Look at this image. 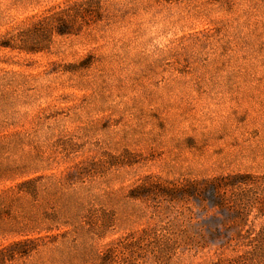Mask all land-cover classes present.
Segmentation results:
<instances>
[{
    "label": "rangeland",
    "instance_id": "374dc122",
    "mask_svg": "<svg viewBox=\"0 0 264 264\" xmlns=\"http://www.w3.org/2000/svg\"><path fill=\"white\" fill-rule=\"evenodd\" d=\"M261 210L264 0H0V264H264Z\"/></svg>",
    "mask_w": 264,
    "mask_h": 264
},
{
    "label": "trees",
    "instance_id": "16d2710c",
    "mask_svg": "<svg viewBox=\"0 0 264 264\" xmlns=\"http://www.w3.org/2000/svg\"><path fill=\"white\" fill-rule=\"evenodd\" d=\"M72 7L62 9L58 12H54L50 15L44 16L40 22H56L55 28L57 29V32L60 34H64L67 32H71L69 30L68 25L72 22V19L75 17V14L71 11ZM25 47V46H23ZM209 184H211L215 191V196H219V201L217 202L221 206H226V196L224 195L225 192L228 190V188L231 186L234 188V184H228L225 182H221V180H214L210 181ZM196 187V185H193ZM184 190V189H178V191ZM234 190V189H233ZM201 190H197V194H200ZM235 203H237V199L234 200ZM262 213H264V210H261ZM172 240V239H170ZM251 244L254 245V251L257 250L258 247L264 246V227L259 232L257 236H254L253 239L250 240ZM256 242V243H255ZM245 256L247 255H240L235 258H231L225 261L216 262L214 264H242L243 260H245Z\"/></svg>",
    "mask_w": 264,
    "mask_h": 264
}]
</instances>
